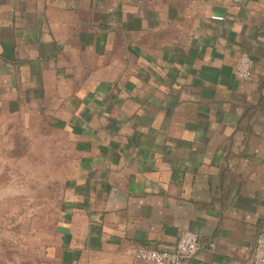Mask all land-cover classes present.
<instances>
[{"label":"crops","instance_id":"1","mask_svg":"<svg viewBox=\"0 0 264 264\" xmlns=\"http://www.w3.org/2000/svg\"><path fill=\"white\" fill-rule=\"evenodd\" d=\"M0 132L37 219L5 264H156L131 251L184 230L200 249L183 264H247L264 231V0H0Z\"/></svg>","mask_w":264,"mask_h":264},{"label":"rangeland","instance_id":"2","mask_svg":"<svg viewBox=\"0 0 264 264\" xmlns=\"http://www.w3.org/2000/svg\"><path fill=\"white\" fill-rule=\"evenodd\" d=\"M15 139L16 136H13L12 142ZM5 141V138L0 137V264L17 257L19 242H23L25 238L31 240L26 230L32 229L36 225L34 220H37L27 216L33 213L27 212V209L33 208L34 202L29 200L33 190L29 179L28 183L25 182V177L32 171L25 164L8 163L15 160L16 156L6 154L9 143L6 144ZM26 159L31 162L39 160L32 155Z\"/></svg>","mask_w":264,"mask_h":264},{"label":"built area","instance_id":"3","mask_svg":"<svg viewBox=\"0 0 264 264\" xmlns=\"http://www.w3.org/2000/svg\"><path fill=\"white\" fill-rule=\"evenodd\" d=\"M235 76L241 80H248L251 74V59L242 53L235 64ZM199 235L195 232L184 230L179 233L172 249L137 248L131 255L140 261L156 264H183L188 263L199 251ZM247 264H264V231L256 235L254 245L248 257Z\"/></svg>","mask_w":264,"mask_h":264}]
</instances>
